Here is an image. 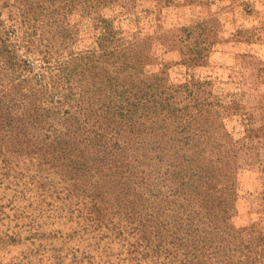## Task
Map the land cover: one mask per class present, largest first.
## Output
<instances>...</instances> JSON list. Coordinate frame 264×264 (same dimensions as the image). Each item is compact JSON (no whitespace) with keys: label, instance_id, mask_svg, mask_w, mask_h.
<instances>
[{"label":"rangeland","instance_id":"obj_1","mask_svg":"<svg viewBox=\"0 0 264 264\" xmlns=\"http://www.w3.org/2000/svg\"><path fill=\"white\" fill-rule=\"evenodd\" d=\"M0 264H264V0H0Z\"/></svg>","mask_w":264,"mask_h":264}]
</instances>
